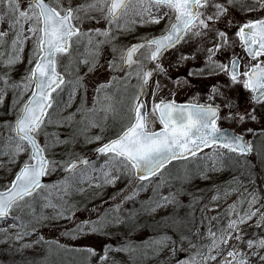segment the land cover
I'll return each instance as SVG.
<instances>
[{
	"label": "snow or ice",
	"instance_id": "obj_1",
	"mask_svg": "<svg viewBox=\"0 0 264 264\" xmlns=\"http://www.w3.org/2000/svg\"><path fill=\"white\" fill-rule=\"evenodd\" d=\"M251 13L260 15L252 18ZM146 25H162L159 35L139 36L137 29ZM126 33L137 42L123 43ZM29 41L28 68L20 80H13L12 72L23 61ZM58 56L66 57L63 66L70 79L57 71ZM245 56L248 63L242 65ZM81 64L87 67L83 76ZM104 64L110 79L95 85L89 108L85 81ZM153 77L158 79L151 87ZM150 87V114L158 120L159 130L149 126L155 122L148 118ZM164 89L167 94L157 99ZM193 89L197 95L191 100L177 102L180 92ZM9 93L12 102L5 114L15 119L0 125V167L17 168L10 184L0 186V244H6L9 253H23L43 242L50 255L80 253V264H89L94 256L97 264H109L111 252H123L132 264H142L164 251L169 257L160 264H264V181L256 186V165L248 159L255 155L264 174V0H0V107H5ZM78 95L76 111L64 115ZM221 121L235 125L251 121L260 124V130L247 128L253 139L245 140L242 134L219 127ZM117 126L111 136L103 135ZM60 127L69 129L64 139L48 131ZM94 127L100 134L88 135ZM41 136L43 145L38 142ZM81 136L89 144L104 141L95 149L103 164L94 165L71 150L56 159L58 146L75 144ZM204 148L213 149L203 158L210 167L197 156ZM22 155L27 159L20 161ZM189 157L197 158V168H169L173 161ZM225 168H238L240 176L214 186L208 203L199 189L187 193L186 206L178 199L185 193L171 191L177 181L192 175L208 180L210 173ZM58 169L64 173L61 180L43 183ZM125 178L129 184L139 183L121 189L119 201L99 212L97 220H82L64 234L75 238L90 230L110 235L109 227L122 226L129 235L150 228L155 236L140 245L105 244L102 255L92 247L66 249L43 236L22 243L45 222H75L80 203L71 199L73 195L99 197L98 189L116 186ZM149 187L152 195L135 207L136 197ZM164 187L169 188L168 195H161ZM233 193H238L237 200L219 211L221 202ZM127 203L134 206L125 209ZM169 206L171 213L155 219ZM185 207L181 216L179 209ZM197 210L200 224L208 222L207 235L197 224ZM213 210L218 214L208 217ZM143 217L151 219L141 222ZM19 264L36 261L24 257Z\"/></svg>",
	"mask_w": 264,
	"mask_h": 264
},
{
	"label": "rangeland",
	"instance_id": "obj_2",
	"mask_svg": "<svg viewBox=\"0 0 264 264\" xmlns=\"http://www.w3.org/2000/svg\"><path fill=\"white\" fill-rule=\"evenodd\" d=\"M258 15H260V13H251V14H249V16L252 17V18H254V17L258 16ZM148 26L149 25H146L143 28H138L137 29L138 35L139 36H143L142 31L144 29L146 30L148 28ZM85 27H87V25H85ZM149 27H150V30L152 32L151 35L154 34V33H157V28H158L157 25H150ZM125 36L127 38L122 40V42L125 43V44H127L129 40H131V41H135L136 40V37L133 34H131V33H126ZM31 47H32V43H31V41H29L28 44L25 47V52L23 54L24 59H23V61L21 63H19L17 65L18 67H21V68H18V70H15L14 74L12 73L13 74V76H12L13 78L15 77L18 80L19 76H22V72H21L22 70L21 69H23L24 66L27 67V65H28V62H27L28 54H27V52H29ZM137 56H140V54L138 53ZM57 59H58V65H57L58 70L63 72L67 76V79H70L71 78L70 75L65 72V69H64V66H63L65 63H67L66 57L58 56ZM245 63H248V59H247L246 56H245L244 60L242 61V65L245 64ZM150 66L151 65H149V67ZM164 66L167 67V58H165V60H164ZM170 71L173 74H175V69H171ZM85 72H87V67L85 65L81 64L80 68H79V74L81 76H83L85 74ZM108 79H110V76H109V73L107 72V64H104V66L102 68H98L97 71L88 74V78L86 79L85 83L88 86L87 87V95H88V105L87 106L89 108L92 106V97L94 95L93 89H94L95 85L97 83H106L108 81ZM156 79H158V77H153V79L151 81V87L155 86ZM130 83L134 85L136 83V80L133 79V80L130 81ZM151 87L149 88V97H148V102H147L148 103V112H149V114L151 113V108H152ZM30 91H31V89H29V92ZM165 94H167V89H164L163 92H161L157 96V99H159L160 96H163ZM54 95H55V93H54ZM195 95H197V89H193L191 92H183L182 91L176 96V100L189 101V100H191V97L195 96ZM245 95H247V94L245 93ZM67 99H68V94L65 96L64 100L66 101ZM203 99H205V98H204L203 94L201 93V100H203ZM7 100H8V97H7ZM78 103H79V95L77 96V99L73 101V107L70 108V109L65 110L64 115H67L69 112H75L76 111V106H77ZM148 118H149V120L155 121L154 123L150 124L149 126L151 128L157 129L159 127L158 120L154 116H152L151 114L149 115ZM220 123L221 124H225L227 127H230L232 129H234V130L246 135L247 140H252L253 139L251 134L247 133V128L252 127V128H255L257 131L260 130V124H258V123L254 124L251 121H248L247 123H245L243 125H235L231 121H221ZM111 124H112V121L109 120V126L110 127H111ZM62 128H63L62 131L64 133L68 131V128H66V127H62ZM49 129H48L49 132L51 130H53V129L59 130V128H49ZM60 129H61V127H60ZM97 129H99V128H95V127L91 128L89 130V132H88V135H90V136L97 135V133H96ZM116 130H118V126L115 129L109 130V132L113 133ZM107 131L108 130H106L104 132V134ZM91 132H93L95 134H93ZM81 137H80L79 141L77 142L78 145H76L73 148L78 150V151L81 150V149L84 151V150H87L89 148H92L91 150L89 149L85 153L93 151L94 147L101 142V141L100 142H93V143L89 144V143H85L84 141H82ZM39 142H40L41 145H43V143H44V137L43 136H41L39 138ZM79 147H81V148H79ZM216 150L222 151L219 148H216ZM212 151H213V149H209V150H206L205 152H202L201 154H198V157L201 158V164H208L209 167H210V161H206L203 158L205 156H210ZM56 153H57V151H56ZM83 155H85V154L81 152L79 157L82 158ZM57 156H56V159H57ZM23 157H25V158H23V160L27 159L26 156H23ZM253 157H254V161H255L257 158L255 157V155H253ZM196 159L197 158L195 157V158L189 160L188 161V165H185V166L190 167L192 169L197 168L198 165L196 163ZM103 162H104L103 158L100 157L96 161H93L92 164L98 166L100 164H103ZM185 166L184 167L180 166L179 168H187ZM170 168H173V170L179 169L178 166H174V165H173V167H170ZM205 170H207V169H205ZM77 171H79V168L77 169ZM62 172H63L62 169H58L55 173L47 176V178L50 177L51 180L48 179V181L46 183L48 184V183L54 181L55 178L58 179V175H60ZM225 174L226 173H225L224 170L223 171H217L215 173H210V177L211 178L208 179V180H204V179L200 178L197 175H192L189 180L182 182L184 184V186L182 188H185V190H188V191L192 190L194 193H196L197 189L202 190L203 192H205L206 189H207V191L209 190L208 193H206V195L204 196V202L208 203L211 200V196L214 194V192L211 191V189L214 188V186H216V185H223L224 184L223 182H221V179H223ZM263 177H264V174H263ZM226 178L229 179L228 176ZM231 178H233V177L231 176ZM228 179H226V180H228ZM230 180H232V179H230ZM244 182H245V184L248 183L247 180H245ZM138 183H139V181H136L133 184H129L128 179L125 178V179H122V180L118 181L116 186H111V185L105 186V187H111L113 189V191L115 192L114 194H117L116 195V200H112L111 197H110V199H107L104 202H101V203H98V204H94V205L91 204V205L86 206L85 208L80 209L76 213L75 222L68 221V222H66L63 225V228H61L60 226H56V225L50 224V223L47 224L45 222L46 226L40 227L38 229L37 233H35L32 237H30L28 239H25L24 241H22V243H31V241L35 240L37 236H43L44 240L46 238H48V237H51L55 241H58L61 244H63L64 247H66V248H73V249H84V248H88V247L95 248L97 253H98V255H102L103 254L102 253V247L105 244H108V245H110V246H112L114 248L115 247H119L122 243H125V242H131V243L140 245L142 241H145V240L149 239V237L155 236L156 233L152 229H141V230L133 233L132 235H129V234L126 233L125 236H124V234H122V232H120L121 230H119V228H117V227H109L107 229V231L110 233V235H104V236L102 235V233H92L90 230H86V234L78 235L75 238H72L71 236L64 234L68 229L74 228L76 226V223H79L82 220H89V219L97 220L99 218V212L108 209L110 205H114L116 202L119 201L120 197H119L118 194L120 193L121 189H125L126 191L130 190V189H132L134 187L135 184H138ZM145 183H147V182H145ZM180 183L181 182H179L178 185ZM186 183H188V184H186ZM210 185L213 186L211 189H209ZM84 186H87V184H85ZM207 186H208V188H207ZM256 186L260 187L259 183H256ZM53 192L56 193V192H58V190L54 189ZM168 194H169V190L167 189V187H164V188L161 189V195H168ZM151 195H152V191H151V187H149L146 191H141L139 193V195L136 197V201H138V202L139 201H147L148 198ZM185 196H186L185 194L181 195V196H178V199L180 201H185L186 200ZM237 198H238V193H233L228 198L227 202H221L222 206L219 209V211H222L223 208H226L228 204H232L233 202H235L237 200ZM189 200L190 199H187V201L185 202L186 205H188ZM101 205H103V208H100ZM123 207L125 209H128L129 208V203L125 204ZM210 207L212 209H216V205L215 204H210ZM182 210L187 211V208H180L179 209V214H181ZM172 211H173V207L172 206H169L167 209L159 210L155 214V219H158V218L161 219L162 216L167 215L168 213H171ZM217 214H218V211L217 210H213V211H209L207 213V216L208 217H213V216H216ZM121 215L122 216L124 215L123 211L121 212ZM200 215H199V217H200ZM144 218L145 219H151V217H144ZM2 226L7 227L6 224H4ZM208 227H209L208 222H207V220H205V224L202 227H200V231L202 233H204L205 235H207ZM117 232H118L119 235L122 234V237H126V236H128V237L124 238V239H116L117 236H115V234ZM169 235H171V233H169ZM40 246L41 245L39 244V245L35 246L32 249H28V250L24 251L23 253H25V252L33 253L36 250H38V248ZM179 255L181 257H183L185 255V253L182 252ZM109 257H110L109 264H112L113 260L116 261V264H132V261H131L130 257L127 254L123 253V252H111V253H109ZM168 257H169V253L167 251H164L158 257H151V258H148V259H144L143 262H144V264H160V262L164 261ZM97 259H98V256H94V257L91 258V261L93 263L97 264Z\"/></svg>",
	"mask_w": 264,
	"mask_h": 264
},
{
	"label": "trees",
	"instance_id": "obj_3",
	"mask_svg": "<svg viewBox=\"0 0 264 264\" xmlns=\"http://www.w3.org/2000/svg\"><path fill=\"white\" fill-rule=\"evenodd\" d=\"M28 54V52H27ZM28 62V60H27ZM18 68H21V67H18L16 65L15 69L13 70V74H14V71L15 70H18ZM28 68V65L27 67L24 66L23 69H21L22 71V75L24 74V72L27 70ZM12 74V76H13ZM21 76H19V79H20ZM13 80H17L15 77L13 78ZM18 79V80H19ZM17 80V81H18ZM29 94V91L28 93L25 95L24 99H26V96H28ZM67 95V91H65L63 93V99H65V96ZM7 97H8V100H7ZM11 102H12V95L11 93H9L6 97H5V107H0V125L4 124L6 121H14L15 117L12 116V115H6L5 114V110H6V107L11 105ZM50 130V129H49ZM63 128L61 127V129L59 128V130L57 129H53L51 130L50 132H55V133H59L61 138L64 139L67 137L68 135V132H69V129L67 132H63L62 131ZM100 130L97 129V135L100 133L99 132ZM93 133V132H91ZM95 134V133H93ZM113 133L109 132V130L103 134L105 137H109L111 136ZM82 141L83 140V137H81ZM76 145H78L77 143L75 144H70V145H65V144H61L60 146H58L55 151H57L58 153V156H57V159H62L64 158L63 154L68 151V150H71L72 152H75L78 156L80 155V153H85L86 151H88L89 149L91 150L92 148H89L87 150H76L74 149L73 147H75ZM81 148V147H79ZM23 155L22 157H20V161H23ZM27 158V157H26ZM174 166H178V168L180 166H185V165H188V161H182V162H176V163H173L172 165L169 166L170 167H173ZM253 165H256V167L253 169V179H255L256 183H259V185L261 186V182L264 181V177H263V174H261V171H260V166L257 162V159H256V163L253 164ZM187 167V166H185ZM187 168H190V167H187ZM17 170L16 166L15 165H11V166H8V167H0V186H3V185H8L9 183V180L12 178V176L15 174V171ZM223 171V170H222ZM225 171V175L223 177V179H221V182L225 183V182H231L232 179L231 176H240V170L238 168H225L224 169ZM63 175L64 173L62 172L60 175H58V179L48 183V184H51L55 181H58L60 179L63 178ZM229 177L226 178V177ZM228 179V180H226ZM204 182V181H203ZM179 181L175 182V186L171 189L172 192H176L178 189L180 191H182L183 193H185V201H181V203L183 205L186 206L185 202L187 201V199H190V196L187 194V193H194L192 190L188 191V190H185V188H182L184 186L183 183H180L178 185ZM205 183V182H204ZM47 184V183H46ZM188 184V183H186ZM181 186V187H180ZM85 188H87L88 186H84ZM180 187V188H179ZM213 186L210 185L209 189H211ZM2 187H0L1 189ZM208 188V186H207ZM167 189L169 190V188L167 187ZM213 189V188H212ZM98 191H100L101 195L99 197H93V198H88V197H85L84 194H75L71 197V199L74 201V202H78L80 203V209L82 208H85L86 206L88 205H94V204H98V203H101V202H104L106 201L107 199H110V197L113 196V194L115 193L113 191V189L111 187H104L103 189H98ZM209 191V190H208ZM207 189L206 191L204 192L205 195L206 193H208ZM58 194V192L54 193L53 192V197H55L56 195ZM184 195V194H183ZM181 196V195H179ZM184 199V198H183ZM141 202V201H139ZM139 202L137 201L136 204H135V207H139ZM134 205L132 203H129V208L128 209H131ZM186 208V207H185ZM47 214L51 215L52 214V210L51 209H48L46 210ZM186 211L182 210L181 212V216H183L185 214ZM199 215H200V212L199 210H197L196 212V217H197V224L202 227L204 224H205V221L203 222V224H200V218H199ZM145 218L143 217L141 219V222H143ZM160 218H158L157 220H159ZM68 222V220H60L58 222H55V223H50V224H53V225H56V226H60L61 228H63V225ZM47 224L49 222H46ZM147 229H150V228H147ZM119 230H121L120 232H122V234H125L127 233L128 234V230L125 228V227H119ZM122 234L119 235L118 232L115 234L116 239H124V238H127L128 236L126 237H122ZM104 236V234H102ZM45 241H50V242H53V244L55 243H58L59 245H62L64 246L63 244H61L60 242L58 241H55L53 238L51 237H48L45 239ZM55 242V243H54ZM41 246L38 248V250H36L35 252L33 253H28V252H25V253H19V254H15V255H12L11 253H9L7 251V245L6 244H0V261H3L5 264H12V261L15 260L17 262V264H19V262L21 261L22 258L24 257H27L29 259H32V260H35L36 261V264H48V262L50 261L51 264H80V261L81 259L83 258L82 255L76 251H68V252H65V251H60L58 253H53V254H49L48 252V248H47V245L44 244L43 242H41L40 244ZM66 248V247H64ZM66 249H72V250H75L73 248H66ZM89 264H95L93 263L91 260L89 261ZM142 264H144V262L142 261Z\"/></svg>",
	"mask_w": 264,
	"mask_h": 264
},
{
	"label": "flooded vegetation",
	"instance_id": "obj_4",
	"mask_svg": "<svg viewBox=\"0 0 264 264\" xmlns=\"http://www.w3.org/2000/svg\"><path fill=\"white\" fill-rule=\"evenodd\" d=\"M150 26V25H149ZM148 26V28L145 30H143L142 31V34H143V36H150L151 35V30H150V27ZM161 28H162V25L161 26H158V28H157V33H154V34H152V35H159V33H160V31H161ZM151 35V36H152ZM132 42H137V40H135V41H132ZM137 55H138V53H137ZM177 102L178 103H185V102H188V101H185V100H183V101H179V100H177ZM200 102H204V99L203 100H201ZM226 125L225 124H221V123H219V127H221V128H223V127H225ZM158 128H160V125H159V127ZM157 128V129H158ZM216 148H218V146H215ZM94 149H95V147H94ZM209 149H212V148H209ZM88 153H92V151L91 152H88ZM97 160V158H95L94 159V161H96Z\"/></svg>",
	"mask_w": 264,
	"mask_h": 264
},
{
	"label": "water",
	"instance_id": "obj_5",
	"mask_svg": "<svg viewBox=\"0 0 264 264\" xmlns=\"http://www.w3.org/2000/svg\"><path fill=\"white\" fill-rule=\"evenodd\" d=\"M61 74V73H60ZM61 75H63V74H61ZM33 88H34V86H33ZM31 91H32V89H31ZM31 95V92H30V94L27 96V98L29 97ZM27 98H26V100H27ZM223 130H225V131H227V132H229L230 134L231 133H233V132H235L234 130H231L230 128L228 129V128H223ZM237 133V132H236ZM244 136V135H243ZM244 138H245V136H244ZM245 140H246V138H245ZM39 142V141H38ZM100 146V145H99ZM99 146H97V147H99ZM205 149V148H204ZM95 156H97V154H96V152L94 151L91 155H88V154H86V155H84L82 158H87L89 161H91ZM13 178H14V176H13ZM12 178V179H13ZM11 179V180H12ZM48 181V178L47 177H44L43 178V183H45V182H47ZM11 182V181H10ZM10 182H9V184H10ZM0 190H3V189H0Z\"/></svg>",
	"mask_w": 264,
	"mask_h": 264
},
{
	"label": "bare ground",
	"instance_id": "obj_6",
	"mask_svg": "<svg viewBox=\"0 0 264 264\" xmlns=\"http://www.w3.org/2000/svg\"><path fill=\"white\" fill-rule=\"evenodd\" d=\"M13 176H14V175H13ZM13 176H12V178H13ZM12 178H11V179H12ZM11 179L9 180V182L11 181ZM8 184H9V183H8ZM199 218H200V217H199ZM4 264H5V263H4Z\"/></svg>",
	"mask_w": 264,
	"mask_h": 264
}]
</instances>
